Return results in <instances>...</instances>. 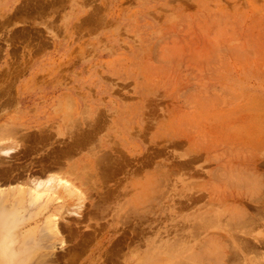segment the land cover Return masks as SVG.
<instances>
[{"label": "rangeland", "instance_id": "obj_1", "mask_svg": "<svg viewBox=\"0 0 264 264\" xmlns=\"http://www.w3.org/2000/svg\"><path fill=\"white\" fill-rule=\"evenodd\" d=\"M0 178V264H264V0H0Z\"/></svg>", "mask_w": 264, "mask_h": 264}, {"label": "crops", "instance_id": "obj_2", "mask_svg": "<svg viewBox=\"0 0 264 264\" xmlns=\"http://www.w3.org/2000/svg\"><path fill=\"white\" fill-rule=\"evenodd\" d=\"M262 149H252L245 153L242 156V161L239 164L238 168L237 162H230L226 163V157L227 155L232 156L231 154L234 150L230 151H224L225 153V159H223L222 155L214 156L210 155L208 156V159L206 160L209 163H215L213 164L207 171V173H202L200 171H192L188 172V178H192L194 181L192 184L188 185L189 190H200V194H202V197L196 198V201L200 203V199L204 198V196H215L218 197L219 200H223V197L227 196L228 194H237L239 190H246L248 189L249 185L244 184L243 180H250L252 178L251 172L253 169L254 163L259 161V153ZM203 151H207V148L203 146ZM231 154V155H230ZM206 163L205 161L202 163ZM237 165V166H235ZM236 168V170H234ZM241 169V173H238V170ZM14 179L10 178L7 180V182H12ZM0 181L2 182V178H0ZM148 183V182H147ZM146 184V183H145ZM13 185V184H12ZM152 183L150 182L148 184V187H150ZM9 186V185H8ZM240 187V188H239ZM195 194V193H193ZM201 196V195H200ZM206 203V202H202Z\"/></svg>", "mask_w": 264, "mask_h": 264}, {"label": "bare ground", "instance_id": "obj_3", "mask_svg": "<svg viewBox=\"0 0 264 264\" xmlns=\"http://www.w3.org/2000/svg\"><path fill=\"white\" fill-rule=\"evenodd\" d=\"M78 120H79V119H78ZM102 167H103V166H102ZM4 172H5V171H4ZM263 180H264V179H263ZM141 187L147 189V188H148V185H145V184H144V185H142ZM147 194H148V192L145 193L144 196H147ZM263 195H264V194H263ZM141 198H142V197H141V195H140V199H139V200H141ZM260 199H261V198H260ZM260 199H257V200H260ZM262 199H263V197H262ZM263 200H264V199H263ZM260 201H261V200H260ZM257 205H258V204H257ZM263 210H264V209H263ZM245 216H246V215H245ZM254 220H255V219H254ZM230 222H231V221H230ZM236 224H237V223H236ZM234 226H235V225H234ZM195 230H196V229H195ZM229 231H230V229H229ZM234 233H235V232H234ZM234 236H235V235H234ZM235 240H236V239H235ZM257 240H258V238H257ZM259 241H260V240H259ZM261 243H262V240H261ZM261 245H262V244H261ZM263 247H264V246H263ZM170 250H171V249H170ZM245 250H246V249H245ZM235 252H236V251H235ZM196 255H197V253H196ZM196 255H195V256H196ZM187 256H188V255H186V257H187ZM193 256H194V255H193ZM257 256H258V255H257ZM193 258H194V257H193ZM195 258H196V257H195ZM200 258H201V257H200ZM171 259H172V258H171ZM190 260H191V259H190ZM196 260H197V259H196ZM186 262H187V261H186ZM198 262H199V261H198ZM219 262H220V261H219ZM200 263H201V262H200ZM183 264H184V263H183ZM192 264H194V263H192Z\"/></svg>", "mask_w": 264, "mask_h": 264}]
</instances>
